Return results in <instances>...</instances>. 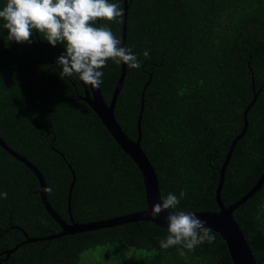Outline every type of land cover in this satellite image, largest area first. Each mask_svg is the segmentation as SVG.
Returning <instances> with one entry per match:
<instances>
[{
    "label": "trees",
    "instance_id": "16d2710c",
    "mask_svg": "<svg viewBox=\"0 0 264 264\" xmlns=\"http://www.w3.org/2000/svg\"><path fill=\"white\" fill-rule=\"evenodd\" d=\"M110 2L127 6L124 46L141 60L139 69L125 64L114 116L136 140L143 99L139 143L160 197L184 190L180 209H219L220 168L255 99L220 189L224 206L236 202L264 173V0ZM122 19L107 22L120 39ZM6 36L0 27V138L40 171L54 211L70 224V216L89 223L146 210L142 172L83 99L90 86L60 78L56 58L64 46L56 50L35 32L31 44ZM103 72L98 89L109 105L121 64L109 61ZM39 190L33 170L0 145V192L7 193L0 197V264H90L85 253L102 256L92 264H234L220 233L212 230L214 243L181 256L177 247L159 246L166 227L144 218L44 238L62 227ZM232 216L256 264H264V181Z\"/></svg>",
    "mask_w": 264,
    "mask_h": 264
},
{
    "label": "clouds",
    "instance_id": "9594fccd",
    "mask_svg": "<svg viewBox=\"0 0 264 264\" xmlns=\"http://www.w3.org/2000/svg\"><path fill=\"white\" fill-rule=\"evenodd\" d=\"M122 16L120 3L110 0H6L0 8V27L7 29L8 41L31 44L35 32L50 45L62 44L64 51L56 58L60 78H77L98 88L109 61L126 64L131 69L141 68L140 58L132 48L122 45L107 23L119 24ZM141 55L150 57L147 50ZM0 197L6 198L7 193L0 192ZM186 197L184 190L178 195L168 192L152 204L149 212L153 218L167 212L166 236L158 243L162 249L177 247L181 256L200 244L215 242L205 220L179 208Z\"/></svg>",
    "mask_w": 264,
    "mask_h": 264
},
{
    "label": "water",
    "instance_id": "95a60500",
    "mask_svg": "<svg viewBox=\"0 0 264 264\" xmlns=\"http://www.w3.org/2000/svg\"><path fill=\"white\" fill-rule=\"evenodd\" d=\"M124 4H126V0H124ZM126 16H127V6H124L123 9V19H122V34H121V41L122 45L125 44V38H126ZM37 34V33H36ZM51 46V45H50ZM52 48L57 50V47L51 46ZM60 54L62 53L59 51ZM121 76L119 78L118 84L114 90L113 98L111 99V102L109 105H106L105 102L101 99L100 91L98 88H93L90 86V91L86 90L85 95L83 99L87 101L90 106H92L96 112L99 114L100 118L103 120L104 124L108 128V130L112 133L120 147L136 162L138 165L140 171L142 172L144 183L146 186V193H147V202H148V208L142 212H136L134 214H131L129 216H124L116 219H109V220H103V221H97V222H89V223H77L74 222L72 217L71 223H66L51 207L50 203L47 201L46 196V184L45 180L42 177V174L40 171L26 158L14 153L11 151L8 147L4 145V142L0 138V145H3L8 151H10L17 159L22 161L25 165L30 167L35 175L37 176L40 184V195L42 202L47 210V212L54 218L58 223H60L62 227V231L46 236L44 238H54L58 237L67 233H73L76 231H82V230H88L92 228H96L102 225L106 224H115L116 222H121L125 220H132L137 218H144L149 219L155 222L158 225L166 227V221L164 219V216L167 214V212H162L159 216L153 218L149 215L151 206L155 202H159L160 200V193L158 188V181L156 177V173L150 164L148 158L146 157L145 153L142 151L140 147V118L143 111V99L141 100L140 105V111L138 116V122H137V129H138V136L136 140L131 139L127 136V134L121 129L119 124L117 123L115 116H114V102L117 96L118 91L120 90V86L122 84L123 77L125 75V64L121 63ZM82 82V81H81ZM83 85H85L82 82ZM253 99L249 105L245 108L243 113V119H244V126L240 133L235 136V138L232 140L226 159L224 163L222 164V167L220 168V181L218 184V188L216 191V199L218 203L219 209L217 211H200V212H194L200 219L205 220L207 222V225L211 230H214L221 234V236L226 240L229 248V252L231 254L232 260L234 264H256L254 256L248 246V243L241 232L238 224L234 220L232 216V211L234 208H236L240 203L244 202L248 197H250L262 184L264 181V173L260 176L258 182L253 186L251 190H249L244 196H242L239 200L232 203L229 206H224L223 203L220 201V189L222 185V181L224 178V170L226 167V164L229 160V157L231 155V152L236 144V142L244 135L247 128V111L251 107V105L254 103ZM71 168V167H70ZM73 182L70 184V189L68 193V212L70 213V195H71V189L73 186ZM132 218V219H130ZM19 245H17L15 248H17ZM14 248V249H15ZM13 249V250H14Z\"/></svg>",
    "mask_w": 264,
    "mask_h": 264
},
{
    "label": "rangeland",
    "instance_id": "374dc122",
    "mask_svg": "<svg viewBox=\"0 0 264 264\" xmlns=\"http://www.w3.org/2000/svg\"><path fill=\"white\" fill-rule=\"evenodd\" d=\"M86 256L88 257V259H91V261H88L90 262V264H92L94 261H97V259H100L102 257L100 254L91 255V254L85 253L83 257L85 258Z\"/></svg>",
    "mask_w": 264,
    "mask_h": 264
},
{
    "label": "flooded vegetation",
    "instance_id": "af4514ba",
    "mask_svg": "<svg viewBox=\"0 0 264 264\" xmlns=\"http://www.w3.org/2000/svg\"><path fill=\"white\" fill-rule=\"evenodd\" d=\"M72 81V80H71ZM73 82V81H72Z\"/></svg>",
    "mask_w": 264,
    "mask_h": 264
}]
</instances>
